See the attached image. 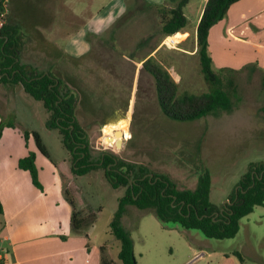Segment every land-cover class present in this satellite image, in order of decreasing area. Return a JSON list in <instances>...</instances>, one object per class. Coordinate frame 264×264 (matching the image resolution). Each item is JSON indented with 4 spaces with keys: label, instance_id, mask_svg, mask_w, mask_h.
<instances>
[{
    "label": "rangeland",
    "instance_id": "374dc122",
    "mask_svg": "<svg viewBox=\"0 0 264 264\" xmlns=\"http://www.w3.org/2000/svg\"><path fill=\"white\" fill-rule=\"evenodd\" d=\"M8 1L4 0L5 15L2 18L7 23ZM13 1L15 11L22 14L25 21H48L49 0ZM98 1L70 0L73 6L86 10L84 20L98 12ZM107 1L104 0V4ZM133 2L131 0L130 6H125L120 13L116 7L101 11H105L103 18L110 14L108 21L115 24L114 29L111 28L113 31L122 25L120 31L128 34L125 41L115 43L116 58L129 55L133 48H138L143 36L151 34L150 40L143 44V50L155 48L161 37L155 11L151 12L155 17L152 24L144 18L146 12H133ZM200 2L190 0L184 8L188 28L196 24L202 7ZM40 32L43 38L50 37L48 29L43 28ZM184 41V47L191 50L193 38L186 35ZM178 47L180 45L164 46L155 57L177 83L179 93L208 92L198 56H182L181 50L175 49ZM100 63L102 70L94 66L95 60L88 61L83 66L84 82L75 76L72 83V87L78 88L72 91L77 98L75 118L88 136L93 157L106 152L125 163L146 167L151 174L167 175L179 188L185 189L194 188L198 177L207 171L211 177L209 201L218 208L228 202L250 164L264 163V69L253 64L234 69L236 72L233 73L225 72L236 84L231 109L190 122H177L167 119L160 111L154 81L147 72L136 70L134 82L136 66L131 62L106 59ZM4 88L9 90L6 99L11 112L5 120L15 122L16 117L21 119L24 115L25 121L40 135L53 162H61L62 156L67 155L68 163L61 178L63 198L67 191L77 211L81 210L88 219L94 215L93 223L83 230L88 236L87 244L93 249L105 246L107 258L117 262L119 242L110 234L108 224L125 188L112 189L102 169L75 176L71 171L74 163L64 150L58 132L45 127L47 114L41 102L27 95L31 103L27 109L16 98L19 88L8 85ZM31 110L32 120L27 116ZM108 122L118 124L116 126L127 124L124 125L127 127L125 140L124 135H118L122 145L111 146L106 142L103 130L104 126L111 125H104ZM116 131L122 132L120 128ZM121 224L131 236L137 264H264V205L255 207L251 214L242 218L237 234L225 240L208 239L199 231L185 230L177 224H163L153 211L132 206L126 207ZM235 252L240 254L241 262ZM198 255L200 258L193 261Z\"/></svg>",
    "mask_w": 264,
    "mask_h": 264
},
{
    "label": "crops",
    "instance_id": "0c3cea01",
    "mask_svg": "<svg viewBox=\"0 0 264 264\" xmlns=\"http://www.w3.org/2000/svg\"><path fill=\"white\" fill-rule=\"evenodd\" d=\"M14 2L8 1L7 21L10 26L18 29L23 40L21 64L32 67L37 73H43L42 75L52 74L62 80L71 92L78 90L72 87L75 76L84 82L83 66L90 60H95L94 66L99 70H102L100 61L106 59L131 62L136 66L133 69L134 81L136 70H141L142 62L155 56L164 47V39L161 40L160 37L155 48L143 50V44L151 38L149 34L141 38L138 48H133L129 55L115 57V52L118 53L115 43L125 41L128 34L120 31L122 25L117 31H113L115 24L108 21L110 14L103 18L105 11H101L116 7L117 13H120L125 6H130L131 0H109L106 4L104 0H99L98 12L89 20L83 19L86 10L73 6L70 0H49L47 22H36L35 19L25 21L23 15L15 11ZM206 2L207 0L200 2L202 7L196 24L192 28L186 26L183 33H176L191 36L194 41L189 50L184 47L185 38L178 40L177 45L180 47L175 49H180L182 56L197 55L195 29ZM164 5L166 0H134L132 9L134 13L146 12L147 16L144 18L150 23L155 19L151 12L155 11L160 25L156 7ZM43 28L50 33L48 39L43 38L40 32ZM208 52L216 70H239L253 64L264 69V0H240L233 4L227 15L209 31ZM80 90L88 91L87 88ZM6 92L9 90H5L0 82V122L8 121L5 119L11 113ZM26 96L19 88L16 98L29 109L31 103ZM29 114H32V110L27 114L32 120L34 116ZM25 120L24 115L21 119L16 117L15 122L11 120L16 123L15 127H5L0 138V202L3 206V214L0 215V264H101L102 255L106 256V247L103 246L104 251L101 254L100 247L93 249L87 244V233L72 230L73 208L63 198L61 179L68 163L67 155L62 156L61 162L55 163L50 155L46 158L38 151L31 134L25 143L23 131H35ZM111 123L113 122L104 125ZM126 132L127 130L124 131L123 140ZM29 152L35 153V164L43 192L32 185L27 171L18 168V161ZM118 252L119 245L117 254ZM197 258L200 255L195 256L193 261Z\"/></svg>",
    "mask_w": 264,
    "mask_h": 264
},
{
    "label": "trees",
    "instance_id": "16d2710c",
    "mask_svg": "<svg viewBox=\"0 0 264 264\" xmlns=\"http://www.w3.org/2000/svg\"><path fill=\"white\" fill-rule=\"evenodd\" d=\"M189 1L166 0V5L156 7L160 17L161 40L184 32L188 23L184 8ZM238 1L240 0H207L195 29L196 54L200 72L209 86L208 92L179 93L177 83L155 56L142 62L141 70L152 77L158 107L167 119L190 122L231 109V97L236 92V84L225 72L233 73L236 70H213L208 52V35L212 27L227 15L229 8ZM3 3L4 0H0V14L4 11ZM22 47L23 40L18 29L3 22L0 27V82L20 88L35 101L41 102L47 114L45 127L58 132L63 148L74 163L71 171L75 176H84L102 169L104 178L112 189L125 188L108 224L110 234L119 242L118 261H112L102 255L101 264H137L133 241L121 224L127 206L138 210H151L163 224H177L185 230L199 231L205 238L225 240L237 234L242 218L251 214L255 207L264 205V163L250 164L236 185V190L229 196L228 203L223 208H218L209 201L211 177L207 171L198 177L194 188L185 189L179 188L167 175L152 173L150 177L151 172L146 167L125 163L106 152L93 157L88 136L75 118V94L52 74L42 75L43 73H37L32 67L21 64ZM5 127L14 128L15 124L11 120L1 121L0 138ZM30 134L34 137L38 151L49 158L47 148L38 133L23 131L25 143ZM18 168L27 171L32 185L43 192L35 164V153L29 152L26 157L20 159ZM65 196L73 206L67 191ZM2 214L3 206L0 202V215ZM93 216L88 219L73 206V232L88 228L94 221ZM103 251L104 247H100L101 254ZM234 255L242 261L238 252Z\"/></svg>",
    "mask_w": 264,
    "mask_h": 264
},
{
    "label": "bare ground",
    "instance_id": "6f19581e",
    "mask_svg": "<svg viewBox=\"0 0 264 264\" xmlns=\"http://www.w3.org/2000/svg\"><path fill=\"white\" fill-rule=\"evenodd\" d=\"M186 36L185 35H181V34H176V36H174L173 40H178V39H184ZM113 129L114 127L112 125H107L105 126L104 130H103V134H104V137L106 139V142L111 145V146H118L119 145V141L114 139V138H109L111 137L112 133H113ZM123 130H127V127L124 126L123 127Z\"/></svg>",
    "mask_w": 264,
    "mask_h": 264
},
{
    "label": "built area",
    "instance_id": "2783aa9c",
    "mask_svg": "<svg viewBox=\"0 0 264 264\" xmlns=\"http://www.w3.org/2000/svg\"><path fill=\"white\" fill-rule=\"evenodd\" d=\"M3 7H4V11L0 14V27H1V25L3 24L2 18H3L4 15H5V4H3ZM174 36H176V35H173V36H170V37H166V38L163 40V45H164L165 47L172 48V47H174L175 45L179 44V41L171 39V38H173ZM187 264H191V262H189V263H187Z\"/></svg>",
    "mask_w": 264,
    "mask_h": 264
},
{
    "label": "flooded vegetation",
    "instance_id": "af4514ba",
    "mask_svg": "<svg viewBox=\"0 0 264 264\" xmlns=\"http://www.w3.org/2000/svg\"><path fill=\"white\" fill-rule=\"evenodd\" d=\"M112 126L114 127V129H113V133H112L111 137H109V138H114V139L118 140L119 144L122 143L121 142L122 138L121 137L118 138L119 133H115V131L117 130V128H120V130H122L123 135H124V130H123L124 125H121V126L112 125Z\"/></svg>",
    "mask_w": 264,
    "mask_h": 264
},
{
    "label": "water",
    "instance_id": "95a60500",
    "mask_svg": "<svg viewBox=\"0 0 264 264\" xmlns=\"http://www.w3.org/2000/svg\"><path fill=\"white\" fill-rule=\"evenodd\" d=\"M118 132H119V135L122 137V136H123V133L120 132V131H116V133H118ZM149 176L152 177V174H150ZM227 203H228V202H227ZM227 203H226V204H227ZM226 204H225V205H226ZM225 205H224V206H225ZM220 212H222V211H220ZM217 215H218V214H216V216H217Z\"/></svg>",
    "mask_w": 264,
    "mask_h": 264
}]
</instances>
